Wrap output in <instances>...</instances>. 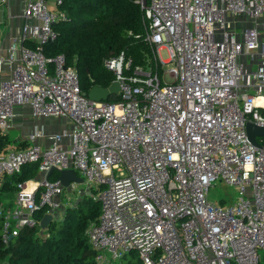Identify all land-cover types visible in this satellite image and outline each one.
Here are the masks:
<instances>
[{"label": "built area", "instance_id": "2783aa9c", "mask_svg": "<svg viewBox=\"0 0 264 264\" xmlns=\"http://www.w3.org/2000/svg\"><path fill=\"white\" fill-rule=\"evenodd\" d=\"M47 1L21 0L23 22L0 46V131L14 129L21 107L70 126L46 132L34 125L25 146L0 150V179L31 161L39 162L40 175L16 184L2 242L39 224L37 209L55 217L64 187L45 175L72 169L98 191L100 214L86 231L97 264L129 252L142 264H258L264 145L250 141L246 123L264 127V0H139L161 73L136 66L124 74L131 63L122 53L107 59L120 88L111 103L81 92L64 54H44L57 37L53 25L65 19ZM0 4L10 8V0ZM217 179L237 191L226 207L207 197Z\"/></svg>", "mask_w": 264, "mask_h": 264}, {"label": "trees", "instance_id": "16d2710c", "mask_svg": "<svg viewBox=\"0 0 264 264\" xmlns=\"http://www.w3.org/2000/svg\"><path fill=\"white\" fill-rule=\"evenodd\" d=\"M56 9L65 13V19L53 25L57 37L45 44L43 51L49 57L65 55L67 64L77 70L80 90L85 96L93 86L104 88L112 83L115 74L105 66V61L121 53L123 61L131 63L129 70L123 69L124 74L131 73L136 66L151 67L153 72L161 73L160 62L154 58V49L145 38L144 12L139 0H61ZM23 45L34 46L27 40ZM119 100L120 96L111 95L105 101ZM12 141L0 131V150ZM257 141L264 145V138ZM17 143L24 142L17 140ZM38 163H25L18 173L3 176L0 193L11 198L18 182L39 178ZM58 175L54 170L48 179L55 180ZM40 190L41 187L37 194ZM45 210L42 207L34 211L36 221L41 220ZM99 214V201L91 195H82L65 206L61 216L46 228L36 223L20 228L6 244L0 239V264H97L96 251L86 231ZM2 219L0 215V232ZM112 264L142 263L135 252H129ZM258 264H264V255Z\"/></svg>", "mask_w": 264, "mask_h": 264}, {"label": "rangeland", "instance_id": "374dc122", "mask_svg": "<svg viewBox=\"0 0 264 264\" xmlns=\"http://www.w3.org/2000/svg\"><path fill=\"white\" fill-rule=\"evenodd\" d=\"M47 5L50 10L56 9L54 0H48ZM2 10L6 12V7L0 4V11ZM2 26L3 24H0V28ZM157 51H158L157 53L160 58V61H166L170 58L168 50L165 46H160ZM162 66L163 68H167L169 66V63H166ZM20 132L21 131L18 129L8 130L7 134L9 136V139L15 140V142L9 143L10 145L8 144V148H12L16 146L14 143L18 144L16 141H17L18 136L20 135ZM18 145L25 146L26 143H21V144L19 143ZM77 175L80 176V173L77 172ZM88 184L89 183L84 179L82 183L76 184L73 189L70 186L64 188L62 195H61L63 206L60 207V209H58V211L55 213L54 218H58L61 216L62 210L65 208L66 204H69L72 202L71 203L72 205L80 197L79 196L80 191L86 193L84 195H89V196L91 195L94 198H96L97 192H98V191H95L97 190L96 187L91 186L92 187L91 188L88 186ZM236 194H237V191L233 186H228L223 181L217 179V180H214L212 184L210 185L207 197H208V200L214 203L215 205L226 207L229 203H231L235 199ZM13 196H14V193L12 194L11 198H5V195L3 193H0V212L3 217H5L7 214H12L16 208V203H15ZM6 199L9 200L8 203L6 202ZM9 221L11 225L14 222L11 217H9ZM258 252L260 254V260H262L264 251L259 249ZM124 263H126V261Z\"/></svg>", "mask_w": 264, "mask_h": 264}, {"label": "crops", "instance_id": "0c3cea01", "mask_svg": "<svg viewBox=\"0 0 264 264\" xmlns=\"http://www.w3.org/2000/svg\"><path fill=\"white\" fill-rule=\"evenodd\" d=\"M20 8L21 0H10V8L6 7V12L0 11V24H3L0 28V46L2 48L8 46L10 40L15 36L17 28L23 22L19 16ZM8 12H11V16ZM34 125L41 126L46 132L61 131L70 126L65 118L38 119L31 116L29 107L18 108L14 129H18L21 132L17 140L22 141Z\"/></svg>", "mask_w": 264, "mask_h": 264}, {"label": "water", "instance_id": "95a60500", "mask_svg": "<svg viewBox=\"0 0 264 264\" xmlns=\"http://www.w3.org/2000/svg\"><path fill=\"white\" fill-rule=\"evenodd\" d=\"M111 95H120V88L117 81H112V83L107 87H98L93 86L89 92L87 97L93 101L106 100ZM246 130L250 141L254 145H260L257 141V138H264V127H259L254 123L247 122ZM54 170V168H50L45 175V178L48 179L50 173ZM64 188L68 187L70 183L74 182L80 184L83 182L82 177L78 176L77 173L72 169H63L59 171V175L57 178ZM53 216L50 213H46L40 220L39 226L41 228H46L47 225L53 220Z\"/></svg>", "mask_w": 264, "mask_h": 264}]
</instances>
